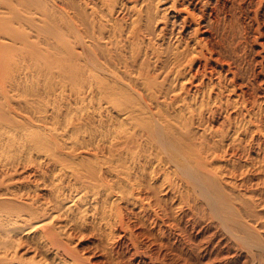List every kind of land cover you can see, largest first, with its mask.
<instances>
[{
	"label": "bare ground",
	"instance_id": "obj_1",
	"mask_svg": "<svg viewBox=\"0 0 264 264\" xmlns=\"http://www.w3.org/2000/svg\"><path fill=\"white\" fill-rule=\"evenodd\" d=\"M221 1L0 0V264H100L88 233L107 264L264 263V64Z\"/></svg>",
	"mask_w": 264,
	"mask_h": 264
},
{
	"label": "rangeland",
	"instance_id": "obj_2",
	"mask_svg": "<svg viewBox=\"0 0 264 264\" xmlns=\"http://www.w3.org/2000/svg\"><path fill=\"white\" fill-rule=\"evenodd\" d=\"M260 1L261 0H242L240 2L241 4H236L237 5L236 7L232 6V2H233L232 0H222L221 1V5H222L221 14H222L223 18H226L227 20H229L231 18H234L235 16H239L243 20L244 24L247 26V32H248L247 33L248 34L247 35V37H248L247 41L248 42L244 43L247 46V48H246L247 53L245 52V49H243V48L240 50V52L243 53V55L246 56L247 59L250 61L253 59L254 60L257 59L258 62L255 65V67L257 69H260L262 64H264V61H263V63H261V60H263V58L261 56H259V54H257V52H255L257 49L260 48L255 37L259 36L258 40L264 41V7L260 9V11L258 13L259 14L258 19L255 18L256 9L261 5ZM259 30L261 33L259 32ZM245 45H243V47ZM260 79H262V83L264 85V74H260ZM263 94H264L263 91H261L259 95H261L260 96V102L264 106V95ZM229 111H231V110H229ZM225 115H220L219 117H217L216 120L212 121L213 125H215V127H220L221 124L223 123V121L225 120ZM232 115H233V117L236 116V114H232ZM260 121H261L260 123H262L264 125V114H263ZM257 123H259V121H257ZM261 142H263L262 146L264 147V138H262ZM263 147L260 150V148L258 146V141H257V144L256 143L254 144V148H253L254 150H252L250 152L251 156L256 155V153L259 152L260 155L262 156V158H264ZM26 169H28V168H26ZM28 171H29V169H28ZM28 171L26 173L23 172L24 174L22 173L19 175H22V177H23V175L27 174V177L30 176V178L33 180L35 178L33 176L34 170L29 171V172H31L30 175H28ZM251 174H252L251 177L253 179H255L254 177H256V175H253L254 173H251ZM255 181H256V179L254 180V183H255ZM249 187L254 188V187H256V185L253 186L252 184H249ZM262 207H264V205ZM258 225H259L258 229H259L261 237H262L261 242H262L263 247H264V240H263L264 239V208L262 209V217H261V220L259 221ZM260 226H262V227H260ZM75 241L76 242L78 241L77 243H80L78 245L80 247L84 248L83 252L86 255H88L89 257L91 256L90 258L92 261H96L100 264H107L104 252L101 251L100 248L96 247V244L98 243V237L97 236H94L93 234L88 233L82 237V240H78L76 238ZM228 249L229 248H226V247L225 248L220 247L214 253H216V254H218L219 252L222 253L225 257L223 262L226 261L225 262L226 264H227V260H228L229 264H243V262H244V264H251V261L248 260V262H247V260H246L247 257H245L243 255L238 256L236 254L235 256H231V254H229V251H232V250H228ZM93 251H94V253H93ZM262 251H264V249ZM222 254H220V255H222ZM134 257L135 258H133V256H130V258L132 260V264H141L138 262V259L140 257L139 256H134ZM238 257H239V259H238ZM263 258H264V256H263ZM237 259H238V261H237ZM232 261H233V263H232ZM166 264H176V263L173 260H171V258L169 257ZM177 264H185V263L181 262V263H177ZM262 264H264V263H262Z\"/></svg>",
	"mask_w": 264,
	"mask_h": 264
}]
</instances>
